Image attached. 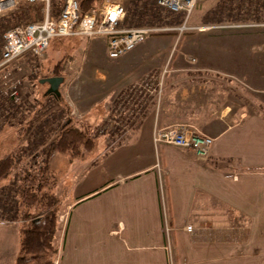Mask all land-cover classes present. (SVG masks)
<instances>
[{
    "label": "crops",
    "instance_id": "crops-1",
    "mask_svg": "<svg viewBox=\"0 0 264 264\" xmlns=\"http://www.w3.org/2000/svg\"><path fill=\"white\" fill-rule=\"evenodd\" d=\"M106 40L56 37L40 57L39 67L53 59L61 73L51 76L65 80L53 96L57 118L43 121L53 109L44 106L38 122L25 123L40 126L31 133L69 120L92 128L107 116L121 124L71 159L92 153L74 164V196L61 200L55 264H168V241L175 264H264V41L248 43L261 52L248 49L240 71L238 51L197 59L156 37L106 68L96 60ZM149 76L153 90L132 97L130 87ZM179 123L214 138L207 158L154 141L157 128Z\"/></svg>",
    "mask_w": 264,
    "mask_h": 264
},
{
    "label": "rangeland",
    "instance_id": "rangeland-1",
    "mask_svg": "<svg viewBox=\"0 0 264 264\" xmlns=\"http://www.w3.org/2000/svg\"><path fill=\"white\" fill-rule=\"evenodd\" d=\"M103 1L104 0L100 3L98 2L97 6L102 4ZM111 1H119L123 3L127 9L133 2V0ZM155 1L157 3V0ZM221 1L222 0H198L190 16L187 17V19L183 17L179 23H172L170 19L172 16L169 14L171 12L164 9L162 12L164 21L160 26L166 29L149 38L154 39V37H156L164 38V40H171L170 52L187 53L188 56L197 59L201 56L214 54L216 52L227 53L232 50L238 51L236 54H238L239 58V67L235 68H241L240 71H243L246 69V64L248 65V49L254 48L258 53L261 52L259 51L261 46L255 45L252 47V45L249 46L248 43L264 41V20L259 21L249 16L247 19L241 18L233 21L230 20L226 14H223L222 21H217L216 9ZM246 1L235 0L234 5L235 7L246 10ZM142 3L143 0H141L140 5ZM23 4L24 2L21 0L18 6ZM16 9L17 8H13L0 17V33L2 30L1 22L3 18L10 15ZM12 18L17 19L14 16H12ZM142 42L135 48L123 53L119 58L129 59L136 54L138 50L141 51L142 44H146L148 41L144 40ZM1 48L2 41L0 36V52ZM153 52H155V49ZM117 59L118 58H111L108 56L104 44L102 49L96 52V60L103 67L110 68ZM40 61V57L31 58L27 62L20 61V59L15 60L7 67L11 72L8 79L2 77L5 69L3 71L0 69V158L6 154H12L16 159V164L10 177L0 182V264H14V257L18 251L19 229L22 226V221L18 218L15 206L19 196L17 187L21 184V178L27 170L34 171V169H37L46 161L47 150L49 149L50 143L55 141L58 133L57 130L59 129L58 127H60L59 123H55L53 127L50 126L51 129H56L54 132L50 133L47 131L46 134H40V130H38L36 135L35 132H31L35 131V129H39L40 126L34 125L32 127H27L25 124L34 119H36L35 122H38V114H41V112L45 110L44 106L48 104H51L53 109L51 111H44V113H48L47 116H50V118L44 117L43 121H45V119L46 121H53L57 118L51 119V115L53 118L56 114V109L54 108L56 98L53 97L54 95L47 93L49 87L48 83H42L40 80L51 76V74H59L61 72L50 68L55 64L53 59L48 62L42 61V66L39 67ZM66 61V57L60 59L57 63V67L60 69L64 67V62ZM205 62L214 64L212 61ZM7 68L6 70H8ZM100 72L103 74L102 68H100ZM99 80H101L99 83L103 85V79ZM12 96H14V98ZM110 117L111 116H107L104 118L97 126L85 129L92 138L107 134V132H110L115 126L121 125L120 123L115 125L118 122L117 117H111L112 119ZM100 140L103 139L101 138ZM95 144L96 140L94 139V146ZM88 152L89 151L86 150L84 154L89 155L90 152ZM57 154L59 155L57 156L55 154L50 158V163L53 166L55 175L58 177V183L52 191L59 198V209H61V200L69 201L74 196V164L78 166L80 158L71 160L62 153L58 152ZM91 154L89 157L87 156L80 161H82L83 164L91 161ZM95 182V184H99L97 179ZM60 235L61 228L59 225L56 236L57 242Z\"/></svg>",
    "mask_w": 264,
    "mask_h": 264
},
{
    "label": "trees",
    "instance_id": "trees-1",
    "mask_svg": "<svg viewBox=\"0 0 264 264\" xmlns=\"http://www.w3.org/2000/svg\"><path fill=\"white\" fill-rule=\"evenodd\" d=\"M102 0H79L81 13L84 14L96 7ZM246 1V0H245ZM247 9L235 7V0H222L217 6V21H222L223 14L230 20L254 19L264 20V0H248ZM66 3V0H50V11L58 16ZM133 0L127 9L124 25H162V12L164 8L155 0ZM45 2L34 4L25 3L18 6L10 15L3 18L1 41L3 33L21 23L39 22L43 19ZM171 14V22L179 23L183 14ZM12 16L17 19H13ZM55 141L50 143L47 150L46 161L37 169L27 170L21 178V184L17 187L18 200L15 204L18 218L22 221L19 229V246L14 264H55L59 250L56 241L59 220V198L52 191L58 183L50 158L57 152L70 159L81 157L85 151L93 148L94 138L86 129L80 128L71 120L62 124L57 130ZM16 164L12 154H6L0 158V182L10 177Z\"/></svg>",
    "mask_w": 264,
    "mask_h": 264
},
{
    "label": "built area",
    "instance_id": "built-area-1",
    "mask_svg": "<svg viewBox=\"0 0 264 264\" xmlns=\"http://www.w3.org/2000/svg\"><path fill=\"white\" fill-rule=\"evenodd\" d=\"M21 0H0V17L7 11L17 8ZM34 4L45 2L43 19L39 22L18 24L3 33V43L0 52V69L4 79L11 75L7 68L12 62L26 53L43 56L53 38L64 36L106 37V51L109 57L117 58L123 53L135 48L148 37L162 32L161 26L124 25L127 8L119 1L104 0L99 6L91 8L82 14L79 0H66L62 12L56 16L50 11V0H22ZM198 0H157L162 8L172 13L189 17ZM6 68L8 70H6ZM154 76L133 84L130 95L136 96L140 88L153 90ZM14 98V96H12ZM154 141L193 150L200 158H207L210 154L214 138L194 127L185 124H173L168 127L157 128L154 131ZM191 231L192 226L188 225ZM171 227L166 228L167 236ZM169 238V237H168ZM171 243L168 241L166 250L168 264H175Z\"/></svg>",
    "mask_w": 264,
    "mask_h": 264
},
{
    "label": "water",
    "instance_id": "water-1",
    "mask_svg": "<svg viewBox=\"0 0 264 264\" xmlns=\"http://www.w3.org/2000/svg\"><path fill=\"white\" fill-rule=\"evenodd\" d=\"M65 78L60 75L55 76H49L42 78L40 81L42 83H48L49 87L47 90L48 94L54 95V96H61L60 86L64 82Z\"/></svg>",
    "mask_w": 264,
    "mask_h": 264
}]
</instances>
